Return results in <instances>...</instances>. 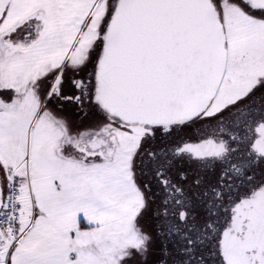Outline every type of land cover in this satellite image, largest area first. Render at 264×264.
<instances>
[{"label": "snow or ice", "instance_id": "1", "mask_svg": "<svg viewBox=\"0 0 264 264\" xmlns=\"http://www.w3.org/2000/svg\"><path fill=\"white\" fill-rule=\"evenodd\" d=\"M0 264H264V0H0Z\"/></svg>", "mask_w": 264, "mask_h": 264}]
</instances>
